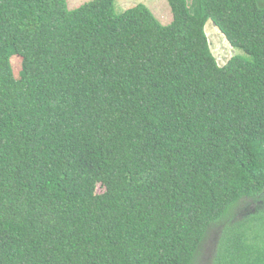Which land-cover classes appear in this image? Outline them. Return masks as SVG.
Returning a JSON list of instances; mask_svg holds the SVG:
<instances>
[{
    "label": "trees",
    "instance_id": "obj_1",
    "mask_svg": "<svg viewBox=\"0 0 264 264\" xmlns=\"http://www.w3.org/2000/svg\"><path fill=\"white\" fill-rule=\"evenodd\" d=\"M168 1L0 0V264H264V0Z\"/></svg>",
    "mask_w": 264,
    "mask_h": 264
},
{
    "label": "rangeland",
    "instance_id": "obj_2",
    "mask_svg": "<svg viewBox=\"0 0 264 264\" xmlns=\"http://www.w3.org/2000/svg\"><path fill=\"white\" fill-rule=\"evenodd\" d=\"M90 0H67L69 9H75L85 2ZM139 3L146 4L161 20L164 24L171 23L173 19V13L168 0H115V8L118 13H122L125 10L138 5ZM206 32L208 34L210 45L213 54L216 56L220 65H224L227 61L234 55H240L247 60H252V56L247 54L240 48L233 47L231 43L227 40L225 35L219 30L212 20H209L206 25ZM11 63L13 66L14 73L19 77L21 73V57L17 55H12ZM103 188L99 187V190ZM255 203L248 205L243 204L237 212L238 215L246 214L248 210H254ZM221 226L218 224L215 228L211 229L208 238L204 244L202 254L200 255V261L198 264H212L213 258L217 256L218 246L221 237Z\"/></svg>",
    "mask_w": 264,
    "mask_h": 264
}]
</instances>
